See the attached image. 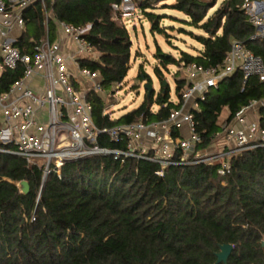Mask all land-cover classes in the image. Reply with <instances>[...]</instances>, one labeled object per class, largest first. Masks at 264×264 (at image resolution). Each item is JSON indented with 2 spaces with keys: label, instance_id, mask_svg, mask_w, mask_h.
Masks as SVG:
<instances>
[{
  "label": "trees",
  "instance_id": "1",
  "mask_svg": "<svg viewBox=\"0 0 264 264\" xmlns=\"http://www.w3.org/2000/svg\"><path fill=\"white\" fill-rule=\"evenodd\" d=\"M121 0H48L46 12L35 4L25 11L26 30L16 46L32 53L47 33L54 41L60 22L75 28L91 27L86 41L97 59L84 58L80 66L99 74L104 91L122 86L131 69L132 41L121 20L112 18V5ZM151 1L135 0L152 23L153 33L163 34L160 17L150 12ZM162 1V0H159ZM176 0L173 10L185 14L189 25L203 32L194 35L201 48L195 54L181 52L179 58L157 47L154 72L160 91L142 105L113 119L107 114L102 94L91 93L96 126L102 130L143 121L164 122L181 107L165 85L164 71L178 72L194 65L203 69L223 67L235 40L243 42L264 61V39L252 40L257 31L241 9L243 0ZM175 77L177 100L189 83ZM19 72L0 76V91L7 92ZM146 77L139 74L138 79ZM264 100V81L257 76L244 79L241 70L211 88L199 109L193 111L197 151L213 150L223 132L220 118L228 110L231 122L252 101ZM154 107L158 109L153 110ZM264 129V108L258 112ZM174 139L185 134L173 130ZM102 148L127 150L108 134L99 138ZM150 155H152L150 153ZM176 150L174 161L181 162ZM221 165L204 163L169 166L163 177L161 165L129 158L115 160L100 155L66 162L61 173L43 180L42 168L24 159L0 153V264H217L220 246L234 250L227 264H264V148L245 151L230 160V169L220 175ZM30 191L23 194L20 183Z\"/></svg>",
  "mask_w": 264,
  "mask_h": 264
},
{
  "label": "built area",
  "instance_id": "2",
  "mask_svg": "<svg viewBox=\"0 0 264 264\" xmlns=\"http://www.w3.org/2000/svg\"><path fill=\"white\" fill-rule=\"evenodd\" d=\"M47 2L0 0V76L6 71L21 75L9 91H0V153L40 166L45 181L52 173H61L66 162L100 155H111L122 164L129 158L158 163L162 167L159 177L169 166L198 163L220 164L219 174L224 175L233 156L264 148V129L258 122L264 100H255L238 111L231 122L226 119L213 150L197 151L201 139L196 134L193 111L199 109L206 93L238 69L245 80L257 76L264 81L263 59L243 42H232L223 67H186L189 86L183 101L173 100L182 104L169 120L150 124L139 121L102 130L96 126L87 100L91 93L105 92L101 78L80 66L81 59L98 58L85 39L90 26L75 28L60 22L57 38L52 41L47 33L31 54L16 46L26 30L24 14L30 7L40 3L48 24L52 14L46 12ZM137 9L135 0H121L112 5V18H132ZM241 9L257 31L252 40L264 39V0H243ZM175 129L185 134L184 138L174 139ZM103 134L116 143L127 140V150L102 148L99 138ZM178 149L182 151L181 162L174 161Z\"/></svg>",
  "mask_w": 264,
  "mask_h": 264
},
{
  "label": "rangeland",
  "instance_id": "3",
  "mask_svg": "<svg viewBox=\"0 0 264 264\" xmlns=\"http://www.w3.org/2000/svg\"><path fill=\"white\" fill-rule=\"evenodd\" d=\"M140 2L142 0H139ZM211 1V0H203ZM223 0H218L217 5L209 11L212 15L220 6ZM150 12L160 17L159 26L164 33H153L152 23L144 16L140 8L137 9L136 15L132 18H125L122 23L126 26L132 41V59L130 63V71L125 83L102 93L107 105V114L112 118H119L124 114L138 109L145 99V83L148 79L139 80L138 75L146 73L152 79L154 93L157 94L161 89V82L155 75L154 68L158 65L155 54L157 47H160L166 54H171L179 58L181 52L195 54L201 48L200 44L195 40L194 35H203V32L189 25L190 19L183 13L173 10L176 0H153L151 1ZM170 73L164 71L165 83L171 87V97L176 100L175 93V77L178 72L176 67L170 66ZM187 77V71L178 72V78ZM154 107L153 110H157ZM224 110L220 124L224 125L226 117Z\"/></svg>",
  "mask_w": 264,
  "mask_h": 264
},
{
  "label": "water",
  "instance_id": "4",
  "mask_svg": "<svg viewBox=\"0 0 264 264\" xmlns=\"http://www.w3.org/2000/svg\"><path fill=\"white\" fill-rule=\"evenodd\" d=\"M144 89H145V92L147 93L148 97H150L155 90L154 86L149 84V83H145ZM19 187H20V190L23 194H28L30 191L29 184L26 181L21 182ZM233 250H234V247L230 244L221 245L220 246V252H218L216 254L217 264H227Z\"/></svg>",
  "mask_w": 264,
  "mask_h": 264
},
{
  "label": "crops",
  "instance_id": "5",
  "mask_svg": "<svg viewBox=\"0 0 264 264\" xmlns=\"http://www.w3.org/2000/svg\"><path fill=\"white\" fill-rule=\"evenodd\" d=\"M226 112H227V114H226V117H225V119H224V122H225L226 119L228 118V110H226ZM113 119H115V118L113 117Z\"/></svg>",
  "mask_w": 264,
  "mask_h": 264
}]
</instances>
